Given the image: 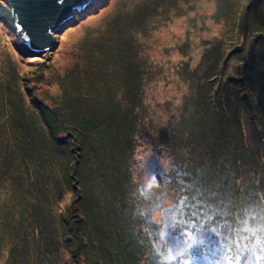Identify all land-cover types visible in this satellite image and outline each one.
<instances>
[{
	"label": "rangeland",
	"instance_id": "rangeland-1",
	"mask_svg": "<svg viewBox=\"0 0 264 264\" xmlns=\"http://www.w3.org/2000/svg\"><path fill=\"white\" fill-rule=\"evenodd\" d=\"M169 27L180 28L166 38ZM256 29L264 33V0H93L40 52L0 19V144L9 154L0 163V264H16L21 251L20 264H264ZM79 95L87 113L102 106L95 127L109 131L130 177L118 175L113 192L110 156L94 159L81 111L67 117ZM81 139L91 157L77 164L76 182ZM93 193L113 194L112 206L93 210Z\"/></svg>",
	"mask_w": 264,
	"mask_h": 264
},
{
	"label": "water",
	"instance_id": "water-1",
	"mask_svg": "<svg viewBox=\"0 0 264 264\" xmlns=\"http://www.w3.org/2000/svg\"><path fill=\"white\" fill-rule=\"evenodd\" d=\"M93 0H0V19L40 52L53 47L54 32Z\"/></svg>",
	"mask_w": 264,
	"mask_h": 264
},
{
	"label": "trees",
	"instance_id": "trees-1",
	"mask_svg": "<svg viewBox=\"0 0 264 264\" xmlns=\"http://www.w3.org/2000/svg\"><path fill=\"white\" fill-rule=\"evenodd\" d=\"M254 9H256V8H254ZM245 23H243V25H244ZM242 28V27H241ZM244 28V30H246V28L247 27H243ZM257 30V29H256ZM258 31V30H257ZM255 32V31H254ZM264 33L263 32H260V31H258V34L256 35V38L259 36V35H263ZM257 40V39H256ZM261 42H263V41H261ZM11 97V96H10ZM83 99H82V97L79 95V96H75V98L74 99H72V101H71V106H69L70 107V109L67 111V117L68 116H71V113L73 112V111H75L76 112V108L79 110V111H81V117H82V120H83V128L86 130L84 133H82L84 136H86V138L88 139V141L91 143L90 144V146L91 145H94L93 147L95 148V150H96V153H95V158L94 159H97L98 160V162H99V164L101 163V159L100 158H97V157H99V154L100 155H105V154H108L109 156H110V158H109V160L111 159L112 161H111V163H110V167H112V168H114L116 171H117V176H116V178H115V181H110V183H109V186H107V188L109 189V190H111L112 192L114 191V187H116L117 186V184H118V175H122V172L123 171H121L118 167L119 166H123L125 163L123 162V161H121L120 160V158H116L114 155H113V153H112V151H111V149L108 147V145H107V136H108V133H109V131L107 130V129H104V131H103V133L101 132V131H99L95 126H96V124H99V123H101L102 122V120H103V117H102V115H101V107H99V110H97V111H95V113H93V114H90V113H87V111L85 110L86 108H83L82 106L83 105H80V106H77V105H79V104H81V101H82ZM6 101H11L12 103H14L13 101V99L11 98V99H6ZM102 103V102H101ZM15 104V103H14ZM110 105H112V104H110ZM10 106V105H9ZM103 106H104V104H103ZM75 109H74V108ZM104 107H106L107 109H109V107H107V106H104ZM119 111L120 110H117V108H115L113 105H112V107L110 108V114H111V116L112 115H114V114H117V115H120L119 114ZM121 116V115H120ZM8 117V116H7ZM96 120H98V121H96ZM105 121H109V122H111V121H113V119H108V118H105L104 119ZM110 125V124H109ZM58 128H59V125H58ZM109 129H110V134H109V136L110 135H112L113 136V131L111 130L112 128H110L109 127ZM100 132V133H99ZM98 133L100 134V135H98ZM80 136H81V134H80ZM109 138H111V137H109ZM112 139V138H111ZM78 142V144H79V148H80V151H78V156L75 158V160L73 161V164H74V168H72V170H71V172H70V175L72 176V177H75L76 178V182L77 181H80L81 180V178L80 177H82V175H80V177L79 176H77V172H78V168H77V164H79L80 162H82L83 160H84V162L85 163H88L89 162V158L91 157H89V158H87V153H86V151L84 150V149H81L83 146V144H82V142H83V139H81L80 140V142L79 141H77ZM180 144H181V142H180ZM182 146H184V147H186V145L185 144H183V142H182ZM191 146V145H190ZM195 146V145H194ZM194 146H191L192 148H194ZM83 152H84V156H83ZM111 153V154H110ZM9 156V154H8V150H7V147H6V144H0V163L4 160V158H6V157H8ZM81 157H82V160H81ZM108 160V161H109ZM107 161V162H108ZM203 165L202 166H206V162L204 163H202ZM119 165V166H118ZM79 167V166H78ZM127 167V165L123 168V169H125ZM262 167H263V165H262ZM3 168V167H2ZM81 169V168H80ZM127 169V168H126ZM125 169V170H126ZM124 170V171H125ZM107 171V170H106ZM106 171H102V172H106ZM247 172V171H246ZM100 176H106V175H100ZM122 177L124 178V180H129V176H127V175H122ZM260 180H258V181H260L261 182V186L262 185H264V181H263V177H261L260 176ZM71 183H73V181L71 182ZM95 185H96V187L95 188H98L99 187V189H101V188H103L104 190H107L106 188H105V186H104V184L103 183H101V182H99V181H95ZM74 186V185H73ZM236 186V185H235ZM235 186L233 185V189H234V192H233V194H237V192H238V189H236L235 188ZM262 189V190H261ZM260 192V193H259ZM259 192L257 191L256 192V198H257V196H259V198H260V201L261 202H259L260 204H263L264 203V192H263V187H260V189H259ZM93 195H94V193H93ZM80 197H82V194H80V196L79 197H75L73 200H77L78 198H80ZM94 197H95V205L92 207V209L93 210H96V207H98L99 209H100V207H102L103 205V203L105 204V205H107V206H109V205H111L112 206V200H113V197H114V195L113 194H110L109 196H103L99 201L97 200V198H96V196L94 195ZM218 199V198H217ZM217 199H214V200H211V201H216ZM23 203V202H22ZM76 206L78 207V210H80V211H82V209H81V205H79V204H76ZM99 209H97V210H99ZM96 210V211H97ZM236 210V209H235ZM79 211V216H80V220H82V221H84L85 222V218L86 217H89V216H81V212ZM36 218H37V216H35ZM63 217H64V214H63ZM32 217H30V219H31ZM65 219H66V217H65ZM17 223H19L20 224V222H22L21 220H17L16 221ZM29 223V222H28ZM66 222L64 221L63 222V224H64V226H65V229L63 228L62 229V237L64 238L65 237V242H66V240H67V237H66V234H67V230H69L70 228L69 227H71V226H68V224L66 225L65 224ZM86 224V223H85ZM86 225H88V226H86L87 228L89 227V223L88 224H86ZM19 226V225H18ZM77 228H78V223H77V226H76ZM66 233V234H65ZM69 233V232H68ZM75 235H77L76 233H72V236H75ZM72 236L70 235L69 236V239H71L72 238ZM17 240H16V242H14V244H16V245H21V247H24L25 246V244H28V243H25L24 244V242L23 243H21L22 242V240H19V239H21V236L19 235V236H17ZM66 244H67V242H66ZM22 252V254H21V256H20V258L19 257H17V258H15L14 260L16 261V264H20V262H21V259H22V257L23 256H25V254H24V251H21ZM19 259H20V261H19Z\"/></svg>",
	"mask_w": 264,
	"mask_h": 264
},
{
	"label": "bare ground",
	"instance_id": "bare-ground-1",
	"mask_svg": "<svg viewBox=\"0 0 264 264\" xmlns=\"http://www.w3.org/2000/svg\"><path fill=\"white\" fill-rule=\"evenodd\" d=\"M91 4L92 3H90L87 7H89V6H91ZM80 11V10H79ZM78 12V11H77ZM77 12H75V13H77ZM74 16H75V14H74ZM74 16L69 20V21H66L65 23H63L61 26H60V28L63 26V25H66V24H68V22H70L72 19H74ZM7 25V24H6ZM177 25V22L175 23V24H173V26H176ZM8 26V25H7ZM59 28V29H60ZM179 28L180 27H169L166 31H167V37L166 38H169V32L170 31H173V30H179Z\"/></svg>",
	"mask_w": 264,
	"mask_h": 264
},
{
	"label": "clouds",
	"instance_id": "clouds-1",
	"mask_svg": "<svg viewBox=\"0 0 264 264\" xmlns=\"http://www.w3.org/2000/svg\"><path fill=\"white\" fill-rule=\"evenodd\" d=\"M87 8V7H86Z\"/></svg>",
	"mask_w": 264,
	"mask_h": 264
}]
</instances>
